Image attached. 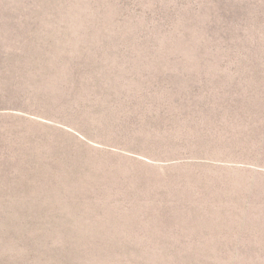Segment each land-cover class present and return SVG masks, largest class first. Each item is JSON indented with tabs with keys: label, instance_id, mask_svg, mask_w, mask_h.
<instances>
[{
	"label": "rangeland",
	"instance_id": "374dc122",
	"mask_svg": "<svg viewBox=\"0 0 264 264\" xmlns=\"http://www.w3.org/2000/svg\"><path fill=\"white\" fill-rule=\"evenodd\" d=\"M0 264H264V0H0Z\"/></svg>",
	"mask_w": 264,
	"mask_h": 264
}]
</instances>
